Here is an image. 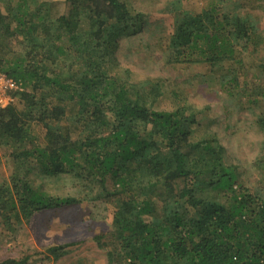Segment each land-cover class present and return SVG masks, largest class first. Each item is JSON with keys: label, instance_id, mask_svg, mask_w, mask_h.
<instances>
[{"label": "trees", "instance_id": "16d2710c", "mask_svg": "<svg viewBox=\"0 0 264 264\" xmlns=\"http://www.w3.org/2000/svg\"><path fill=\"white\" fill-rule=\"evenodd\" d=\"M2 4L27 52L0 59V73L23 89L0 109V147L14 165L0 190L1 212L29 221L106 201L114 207L111 229L95 240L108 264H264V187L247 190L216 141L192 142L195 118L187 107L157 110L160 86L130 83L105 62L119 36L141 30L143 15L120 0H67L58 17L43 11L45 3L22 15L7 0H0V17ZM176 4L167 10L179 15L167 64L192 63L194 53L218 64L260 36L249 17L219 20L214 9ZM36 167L46 176H73L84 192L43 191L30 177ZM67 247L48 252L57 258Z\"/></svg>", "mask_w": 264, "mask_h": 264}, {"label": "rangeland", "instance_id": "374dc122", "mask_svg": "<svg viewBox=\"0 0 264 264\" xmlns=\"http://www.w3.org/2000/svg\"><path fill=\"white\" fill-rule=\"evenodd\" d=\"M22 7L21 14L40 9L58 17L67 0H7ZM130 11L143 15L142 28L119 36L105 58L113 73L136 85L150 82L162 89L156 109L173 111L187 107L195 122L192 142L212 141L224 150L226 162L238 167L240 183L249 190L264 187V0H120ZM183 11L214 9L249 17L259 27L253 44L236 47L233 57L214 64L192 55L193 62L167 64L164 53L179 15L167 12L174 2ZM1 6L0 59L10 62L27 52L24 36ZM1 24H4L2 26ZM83 27L89 23L84 19ZM264 38V37H263ZM195 61V62H194ZM23 91L7 90L16 101ZM0 147V190L11 183L14 165ZM43 191L59 196H79L81 184L71 175L46 176L36 167L30 174ZM84 192V191H83ZM1 206V205H0ZM114 207L106 201L84 203L60 210L36 213L26 221L0 211V263L28 259L27 264H108L107 249L96 237L111 229ZM9 218V219H8ZM69 245L55 258L50 248Z\"/></svg>", "mask_w": 264, "mask_h": 264}, {"label": "built area", "instance_id": "2783aa9c", "mask_svg": "<svg viewBox=\"0 0 264 264\" xmlns=\"http://www.w3.org/2000/svg\"><path fill=\"white\" fill-rule=\"evenodd\" d=\"M7 90L23 91L20 84L8 79L5 75L0 73V109L6 108L15 103L14 99L6 97L5 92Z\"/></svg>", "mask_w": 264, "mask_h": 264}]
</instances>
